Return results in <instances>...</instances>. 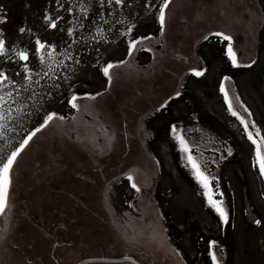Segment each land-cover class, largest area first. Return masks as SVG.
Returning a JSON list of instances; mask_svg holds the SVG:
<instances>
[{"label":"rangeland","instance_id":"1","mask_svg":"<svg viewBox=\"0 0 264 264\" xmlns=\"http://www.w3.org/2000/svg\"><path fill=\"white\" fill-rule=\"evenodd\" d=\"M223 1H175V5L166 10L168 23L161 34L157 17L163 0H125L122 6L108 4L105 0L103 7L99 0H59L63 8L57 0H0V17H6L0 29L11 57L9 60L0 56V71L15 81L0 85V94L13 91L16 99L11 105L12 116L0 132V162L43 122L47 113L54 111L65 117L38 132L13 165L10 207L6 215L0 216V233H6V238L0 241V264H38L39 261L57 264L55 258L60 264H76L87 257L123 256L134 257L143 264H213L212 240L218 242L215 250L222 264H264V176L253 166L255 146L220 91L223 83L233 97L235 110L249 122V130L255 135L258 127L264 135V0H227L225 4ZM81 6L86 11H81ZM69 8L73 10L68 11ZM208 10L215 13L211 21L200 20L199 14L203 16ZM45 15L56 19L58 27L50 28ZM21 27L26 29L23 33L19 31ZM130 28L127 35H122ZM68 29L73 31L69 33ZM222 30L233 35L240 63L248 64L255 59L254 65L233 66L226 56L227 41L217 37L203 39L210 32ZM248 31H253L254 36L250 43H245ZM144 36L153 39L140 41L136 50L127 55L130 40ZM38 38L46 45H55V52L47 46L41 51L36 44ZM169 42L173 46L180 45L192 59L184 66L181 81L165 100L159 95L157 103L147 107L146 113L118 120L114 109L126 102L123 96H135L134 87L126 81L129 72L143 74L150 69L154 72L160 56L162 61L170 57L174 60L176 56L167 53L164 47ZM148 48L152 51L148 52ZM176 48V52L184 53ZM20 50L29 52L28 61L16 55ZM122 59L127 63L110 69L109 82L103 67L106 62ZM24 63L32 70L30 84L25 79L28 73L23 68ZM193 68L207 71L197 77ZM224 76L232 79L224 81ZM21 84L25 87L20 88ZM14 89L19 91V96ZM177 91L181 96L176 97ZM98 92L102 95L96 96ZM89 94L95 99H89ZM73 95L78 97L79 109L71 106ZM237 96L239 100L235 99ZM165 102L166 106L161 107ZM17 105L22 107L18 109ZM126 124L133 152L137 142L138 147H143L147 161L152 163L151 170L143 162L132 159L129 167L110 171L109 176L102 179L100 196L97 194L92 204L100 202L97 213L100 218L105 217L103 221L85 211L75 212L71 198L58 194L56 199L64 197V204L58 205L57 215L75 212L77 220L75 223L67 220L64 240L68 244L57 246L54 251V241L49 240L46 230L51 229L52 222L61 219H53L56 214L47 210L48 207L51 211L56 209L52 204L47 205L48 200L51 202L47 192L43 195L37 187L35 190L24 187L25 172L28 175L33 172V183H36L39 176L32 170L34 163L38 166L45 160L47 164L50 148L57 145L63 148L67 140L74 142L68 143L67 151L97 157L109 152L114 142L123 156L127 152ZM172 125L182 130L192 155L212 178L214 198L223 201L229 212L228 224H224L209 205L205 189L193 175L187 153L171 131ZM229 148L231 155H228ZM137 156L136 150L132 157ZM164 156L177 170V176L167 169ZM85 158L88 160L83 162L87 165L84 170L92 172L97 163H92L91 156ZM72 174L77 177L71 169L62 172L59 180ZM84 174L81 173L83 177ZM129 175L140 187L139 192L131 187ZM43 187L47 191V184ZM38 205L44 209L37 213V219L28 207ZM252 213L261 220L260 225L254 222L256 219L252 220ZM72 228H76L74 235ZM91 230L94 234L112 235L113 238L107 239L111 246L115 245L114 250L100 251L104 239H97L98 245L97 241L95 245L81 239Z\"/></svg>","mask_w":264,"mask_h":264},{"label":"trees","instance_id":"2","mask_svg":"<svg viewBox=\"0 0 264 264\" xmlns=\"http://www.w3.org/2000/svg\"><path fill=\"white\" fill-rule=\"evenodd\" d=\"M175 1H177V0H172V2L170 4L171 8H172V5H175ZM226 1L227 0L223 1L224 4ZM228 1L231 2V0H228ZM237 1H239V0H237ZM240 5L243 7V3H241ZM214 14L215 13H205L203 16H201L202 14H199L200 15L199 17H200V20H203V19L206 20L207 19V20L211 21ZM251 14H252V16L254 15V13H252V12H251ZM192 21H193V19H192ZM200 22H204V21H200ZM190 26H191V24H190ZM190 26H189V29L193 28ZM252 32L248 31V35L245 32V35H246L245 43L246 42L250 43L253 40L254 35L252 36V34H253ZM166 45H167V47H166ZM177 46L184 53H180L179 51L176 52ZM177 46H173L172 44H170V42L164 44L165 50L167 48V51H168L167 53H169V54L173 53V55L176 57L174 60L172 57H170L168 60L165 59L162 61V60H160V58H161V56H160L158 58L159 65H157V64L155 65L154 69L155 68L156 69L154 72L153 71L151 72L152 69L145 70L144 72H142L143 74H141V73L136 74L133 71L129 72L130 73L128 75L129 78L126 79V81L132 87H134L135 91L133 90V92H135V96H128V97L125 95L123 96V99L126 102H121L119 104V106L116 107L117 109L116 108L114 109V115L116 113L115 117L117 118V114L119 116L118 120L123 121L124 119H129L131 117L136 118L137 115L142 114L144 112L146 113L148 111L147 107H149V106L151 107L152 105H155L157 103V101L159 100V95L162 97H165L164 98V100H165L174 91L173 89L177 86L178 82L181 81L182 76L184 75V73H183L184 72L183 71L184 66L186 64H188L189 60L191 59L190 53L186 52L185 49H183L180 45H177ZM180 49H178V50H180ZM190 61H192V59ZM159 66H161V68H159ZM131 74H133L135 77H132L133 75H131ZM170 91H172V92L170 93ZM109 92H110V89H109ZM125 92H127V91H125ZM106 93H108V92H106ZM108 107L110 108L109 105H108ZM110 109H112V107ZM109 111H111V110H109ZM68 141L69 140H67L64 143L63 148L58 147V145L50 148L52 151L47 152V164L44 162L45 160L41 161V164L38 166H37V164L34 163L32 170L36 172V175H37L36 177L39 176L36 183H33V178L35 175L32 174L33 172H31V170H30L31 173H29V175L27 174V172H25L26 173L25 174V180L26 181H23L24 187H28V189L30 188V190L31 189L35 190V188L37 187L39 191L42 190L41 192L43 195H45L44 193L47 192V197H50V199H51V202H50V200L47 201V205L49 203V205L52 204L55 206L56 209H54V211H51L50 210L51 208H49V207L47 208V210L56 214L54 217H52L53 219L59 218L61 220L58 219L59 220L58 222H56V221L52 222L51 229L50 228L47 229L46 233L49 236L48 237L49 240L54 241V245H58V246H60L64 243L68 244V242L66 240H64L65 236L67 235V232H65V227L67 226V220H70V222H72V223L76 222V220H77L76 215H75L76 211H78V212L85 211L86 213H89L91 216L99 218L101 221H103V219L105 217H103V218L101 217L102 218L101 219L99 214L97 213L99 211V210H97V208L100 207V205L98 203H100V202L99 201L97 202V205H98L97 206V205L92 204L93 203L92 201L95 198H97V194L100 196V193H101L100 184L103 183L102 179H106V177L109 176L110 171H112V172H115L117 170L119 171V170H121L120 168L122 166H125V167L128 166L129 167L131 165L132 161H141V162H143V164L145 166L148 167V169H150L152 166V163L150 164V162L147 161L148 158H146L147 155H145V153L143 151V147L142 146L138 147L137 142L135 143V145L137 146V147H135V151L137 150L138 156L135 159L134 157H132V154L135 152V151L133 152L132 145H131V150H130L129 154H127V152H124L123 153L124 155L121 156L118 149L115 148L116 145L113 142V147L109 152H107L103 156L97 157L94 154L82 155L81 153H76L74 151L72 152L70 150H68V151H70V152H68L67 147H69V144L71 145V142H72V144H74L73 141H71V142H68ZM132 143H133V141L131 140V144ZM55 150H57V151L54 152ZM82 153H84V152H82ZM85 156H91V159L93 160V161L91 160L92 163H97V164H94V166H97V167H95V170H93L92 172H87V170H89V169L84 170L85 168H87V165L84 164L83 162H84V160H88L85 158ZM54 158H56V159H54ZM93 158L97 159V162ZM132 159H134V160H132ZM62 161H63V163H62ZM69 162H70V164H69ZM69 169H71V171H73V173L77 174V177H76V175L72 174V176H70V175L68 176L69 179H68V177L67 178L65 177L63 181H60L59 178L61 176H59V175H61L62 172H64V173L67 172ZM107 170H109V171L107 172ZM84 171H85V174L83 173ZM81 173L84 174V177L81 175ZM46 184H47V191H46L45 187H43ZM38 185H40V186L38 187ZM58 194H63V195H65V197L71 198V201L73 203L72 207L75 211L74 214H73V212H70V213L67 212L66 214L64 213L65 215L64 214H61V216L57 215L59 213L58 210H60V207H58V205L60 203L64 204V201H62L64 199V197L56 199ZM103 204L101 207H103ZM30 208L31 207L29 206L28 211L30 213L32 212V214H33L32 216L34 218H37V216H36L37 213L38 212L40 213L41 210L44 209L43 206L41 207L40 205H38L34 208L32 207V209H30ZM30 213H28V214H30ZM72 214L75 216H73ZM40 217H41V220L43 221V216H40ZM72 229H73V233H71V234L74 235V232H76V228H72ZM43 230L45 232V229H43ZM86 233H85L84 237L81 236V239L86 240L85 242H87V243L89 242L91 244H93V242H94L96 245L97 239H104L102 241L103 244L101 245L100 251H102V250L103 251H111V250L113 251L114 250L115 245L111 246L112 244L110 242H108V239H107L109 237H112V235H108V234L106 235L102 232L94 234L95 232H93V230L86 232ZM82 235H83V233H82ZM85 242H83V243H85ZM98 243H99V241H97V245H98ZM36 245H38V243H36ZM54 245H53V247H54ZM116 245L123 248V245H119L118 243H116ZM31 261H32V259H31ZM43 263H45V262H40V261L38 262V264H43Z\"/></svg>","mask_w":264,"mask_h":264},{"label":"snow or ice","instance_id":"3","mask_svg":"<svg viewBox=\"0 0 264 264\" xmlns=\"http://www.w3.org/2000/svg\"><path fill=\"white\" fill-rule=\"evenodd\" d=\"M125 0H107L108 4H115L118 6H122L124 4ZM172 0H163V2L159 6L158 10V24H159V30L161 34L164 33L165 27L168 23L167 15H166V10L169 8ZM100 7H103L105 0H99ZM57 4L61 8L64 7L63 4L59 3V0H57ZM68 11H72V8L67 9ZM81 11H86V9L81 6ZM59 18V17H58ZM44 19L48 21V26L50 28H57V20L54 19L51 15H45ZM6 22V17H0V23ZM132 27H135L133 25ZM26 29L21 27L19 31L23 33ZM69 33L73 31V29H68ZM97 31H101L100 29H97ZM131 31V28L128 29L127 31L123 32L122 35H127L128 32ZM210 37H217L221 38L224 41H227L226 45V56L230 60L231 64L235 67H251L256 63L255 59H252L248 64H241L239 61V56L237 51L234 48V40H233V35L230 33H226L225 31H217L215 33L210 32L208 35H205L203 39L205 41L209 40ZM92 39L95 40V37H92ZM153 39L151 36H144L140 37L139 39H131L129 42L130 45V51L127 53V55H131L132 51H135L137 48V45L140 43L142 40H150ZM36 44L38 48L43 51L45 47L51 49L53 53L55 52V45L52 44H47L45 42H42L39 38L36 40ZM148 52H151L152 49L148 48ZM16 55L19 57L20 60L22 61H28L29 60V52L27 50H20L16 53ZM0 56L7 57L9 60L11 59L10 56H8V47L6 46V40L3 38V30L0 29ZM69 59H72V57H68ZM44 56H41V61H43ZM126 60H119L115 63H109L106 62L105 66L103 67L102 71L106 77H108L109 82L111 81V74H110V69L117 67L119 65H124L126 64ZM23 68L25 71L28 73L27 77L25 78L29 84L32 81V70L29 68L28 63L23 64ZM54 72V69L52 70ZM193 73L197 77H201L205 74L207 71L206 68H202L200 70H197L195 68L192 69ZM19 75V73L17 74ZM39 75V73H37ZM45 76L48 75L47 72L44 73ZM232 79L231 76H224L223 80L224 81H230ZM6 82H11L15 83V81L11 80V77L4 71H0V85H5ZM182 86V85H181ZM25 85L21 84L20 88H24ZM16 91V95L19 96L20 93L19 91ZM220 91L223 92L225 100L228 102V108L232 111L233 116H239L241 123L244 126V129L247 131V138L252 142V144L255 146V157L256 159L253 162L254 167H258L259 174L261 176H264V135L260 134V129L257 127L255 129L256 134L254 135L253 131L249 130L250 125L249 122L245 119L244 116H242L238 111L235 110L233 106V97L229 95L228 89L225 87V85L222 83L220 85ZM51 95V93H49ZM96 96L101 95V93H96ZM176 97L181 96V92L177 91L175 93ZM89 99H95V96H92L91 94L88 95ZM235 99L239 100V97H235ZM78 97L73 95L71 98V106L74 109H79L80 105L77 103ZM11 102V103H10ZM16 103V99L13 96V91H7L4 92L3 94H0V132H3V129L5 127V122L11 118L12 116V104ZM165 104H162L161 107H165ZM243 106V104H241ZM22 107V105H17V108L19 109ZM245 107V111L251 115L250 110H248ZM55 120H60L63 121L65 120V117L62 115H59L57 112H49L47 115L44 116L43 122L39 124L37 128H35L33 131L29 132L26 136V138L23 139V141L20 143L19 147H17L14 151L11 152L10 155L7 156L5 160L0 162V216H4L7 214L9 207H10V188L12 184V179H11V171L13 169V165L17 160V157L20 155L22 150L29 144V142L33 139L34 136L38 132H40L42 129L48 127L51 122ZM252 125H255V121H252ZM171 131L174 135H176V138L179 140L181 149L187 153V160L191 164L192 170H193V175L196 177V179L199 181V183L203 186L205 189V195L208 198V203L209 205L215 209V211L219 214V218L223 220L224 224L229 223V212L227 209L223 206V201L217 200L214 198V191L211 186V177L207 175L201 168V165L197 162L196 158L192 155L191 150L189 148L188 142L185 139V137L181 134L182 130H178L176 125L171 126ZM232 154L231 148L228 149V155ZM158 164L159 161H156ZM129 181L131 182V187L135 189L137 192H139L141 189L137 185V183L134 180V177L132 175L128 176ZM221 196H223V192L220 193ZM162 215V214H161ZM257 225L261 224V220L256 219L254 221ZM161 231H166L164 229H161ZM6 238V233H0V241H3ZM211 245L213 246V250L210 252L211 260L213 264H222V260L218 258L217 252L215 250V246L217 245V241L212 240ZM31 264V262H29Z\"/></svg>","mask_w":264,"mask_h":264},{"label":"water","instance_id":"4","mask_svg":"<svg viewBox=\"0 0 264 264\" xmlns=\"http://www.w3.org/2000/svg\"><path fill=\"white\" fill-rule=\"evenodd\" d=\"M125 141H126V148L127 151L130 149V135L128 132V128L125 126ZM93 262H110V263H118V262H129L132 264H142L135 258L131 256H123L118 258H108V257H94L90 259H84L79 263L76 264H87V263H93Z\"/></svg>","mask_w":264,"mask_h":264},{"label":"bare ground","instance_id":"5","mask_svg":"<svg viewBox=\"0 0 264 264\" xmlns=\"http://www.w3.org/2000/svg\"><path fill=\"white\" fill-rule=\"evenodd\" d=\"M166 149V148H165ZM162 152V151H161ZM167 155V154H166ZM167 156H169V155H167ZM167 156H164V159H165V162L164 163H166L165 165H166V167H167V169L171 172V174H173L174 176L176 175V169L175 168H173V165L171 164V162H170V160H168L169 158H167ZM177 176V175H176ZM161 185V184H160ZM198 214V213H197ZM198 216V215H197ZM203 216V215H202ZM208 217V216H207ZM210 217V216H209ZM251 217L253 218V219H255L256 218V216L252 213L251 214ZM200 220V219H199ZM209 222V221H208ZM200 223V222H199ZM210 226V225H209Z\"/></svg>","mask_w":264,"mask_h":264},{"label":"flooded vegetation","instance_id":"6","mask_svg":"<svg viewBox=\"0 0 264 264\" xmlns=\"http://www.w3.org/2000/svg\"><path fill=\"white\" fill-rule=\"evenodd\" d=\"M190 1H191V2H194L195 0H190ZM196 1H197V0H196ZM194 8H195V5H194ZM208 13H210L209 10H208ZM237 124H238V123H237ZM125 126L128 128L129 125L126 124ZM236 127H237V126H236ZM130 144H131V138H130ZM126 149H127V148H126ZM130 150H131V145H130V149H129V151H127V154H129ZM127 154H126V155H127ZM129 156H130V155H129ZM129 159H130V158H129ZM126 166H127V165H126ZM176 171H177V170H176ZM255 219H256V218H255ZM252 220H253V218H252ZM254 221H255V220H254ZM57 246H58V245H54V247H53L54 251L56 250ZM54 251H53V252H54ZM90 258H94V257H87V258H85V259H90ZM133 258H134V257H133ZM135 259H136V258H135ZM55 260H56L57 264H60L59 261H58L56 258H55ZM83 260H84V259H83ZM136 260H137V259H136ZM138 261H139V260H138ZM139 262H140V261H139ZM140 263H142V262H140ZM142 264H143V263H142Z\"/></svg>","mask_w":264,"mask_h":264}]
</instances>
